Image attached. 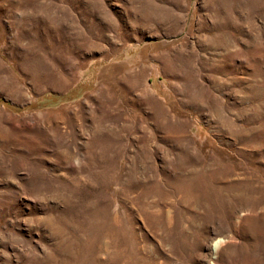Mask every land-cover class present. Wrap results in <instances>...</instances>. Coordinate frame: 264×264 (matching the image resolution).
Returning <instances> with one entry per match:
<instances>
[{"label": "rangeland", "instance_id": "1", "mask_svg": "<svg viewBox=\"0 0 264 264\" xmlns=\"http://www.w3.org/2000/svg\"><path fill=\"white\" fill-rule=\"evenodd\" d=\"M0 264H264V0H0Z\"/></svg>", "mask_w": 264, "mask_h": 264}, {"label": "bare ground", "instance_id": "2", "mask_svg": "<svg viewBox=\"0 0 264 264\" xmlns=\"http://www.w3.org/2000/svg\"><path fill=\"white\" fill-rule=\"evenodd\" d=\"M224 243H225V241L223 239H218L215 242L216 247L219 249V251L216 252V254H220V251H221L222 247L224 246Z\"/></svg>", "mask_w": 264, "mask_h": 264}, {"label": "clouds", "instance_id": "3", "mask_svg": "<svg viewBox=\"0 0 264 264\" xmlns=\"http://www.w3.org/2000/svg\"><path fill=\"white\" fill-rule=\"evenodd\" d=\"M213 251H214V252H218V251H219V249L216 247L215 244H213Z\"/></svg>", "mask_w": 264, "mask_h": 264}, {"label": "crops", "instance_id": "4", "mask_svg": "<svg viewBox=\"0 0 264 264\" xmlns=\"http://www.w3.org/2000/svg\"><path fill=\"white\" fill-rule=\"evenodd\" d=\"M56 96H57V95H54V96H52V97H56ZM52 97H47V96H46V98H45V99L47 100L48 98H52ZM57 97H60V95H59V96H57Z\"/></svg>", "mask_w": 264, "mask_h": 264}]
</instances>
